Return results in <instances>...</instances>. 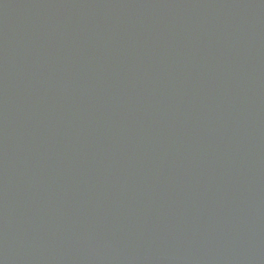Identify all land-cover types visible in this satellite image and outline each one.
Instances as JSON below:
<instances>
[{
    "label": "water",
    "instance_id": "water-1",
    "mask_svg": "<svg viewBox=\"0 0 264 264\" xmlns=\"http://www.w3.org/2000/svg\"><path fill=\"white\" fill-rule=\"evenodd\" d=\"M0 264H264V0H0Z\"/></svg>",
    "mask_w": 264,
    "mask_h": 264
}]
</instances>
